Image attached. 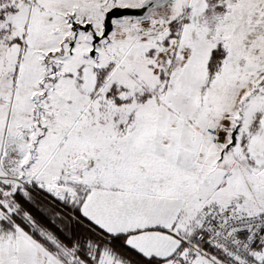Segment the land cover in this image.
Returning a JSON list of instances; mask_svg holds the SVG:
<instances>
[{
	"label": "snow or ice",
	"instance_id": "6c2138e0",
	"mask_svg": "<svg viewBox=\"0 0 264 264\" xmlns=\"http://www.w3.org/2000/svg\"><path fill=\"white\" fill-rule=\"evenodd\" d=\"M0 264H264V0H0Z\"/></svg>",
	"mask_w": 264,
	"mask_h": 264
}]
</instances>
